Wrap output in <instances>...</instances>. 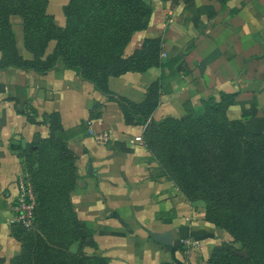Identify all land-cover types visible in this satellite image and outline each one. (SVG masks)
<instances>
[{"label":"crops","instance_id":"1","mask_svg":"<svg viewBox=\"0 0 264 264\" xmlns=\"http://www.w3.org/2000/svg\"><path fill=\"white\" fill-rule=\"evenodd\" d=\"M145 1L151 11L147 26L133 35L124 55L145 38H156L161 64L110 76L109 91L140 103L148 85L158 81L162 91L151 113L154 120L197 112L210 96L233 95L227 117L264 134V0ZM66 2H47L46 11L58 26L65 24ZM10 22L17 48L30 58L22 47L19 16L11 15ZM54 45L49 41L45 54ZM16 101L23 110L29 105L36 110V123L16 111ZM54 111L61 136L76 155L74 211L94 226L85 251L101 264H209L212 248L231 238L161 174L153 155L135 140L143 126L127 125L114 100L60 64L42 75L10 67L0 71V264H9L19 252L10 232L21 169L13 146L48 136L42 118ZM91 131L107 132L108 141L98 143ZM149 232H167L170 242L158 243Z\"/></svg>","mask_w":264,"mask_h":264},{"label":"trees","instance_id":"2","mask_svg":"<svg viewBox=\"0 0 264 264\" xmlns=\"http://www.w3.org/2000/svg\"><path fill=\"white\" fill-rule=\"evenodd\" d=\"M46 7L47 0H0V71L12 67L42 75L61 63L93 84L118 104L127 125L143 126V145L161 174L191 206L204 208L207 222L232 238L212 248L208 263L264 264V134L249 132L241 120L227 117L233 95L222 94L218 100L210 96L197 112L154 120L151 113L162 91L158 81L148 85L140 103L112 93L107 84L110 76L144 72L161 64L156 38H145L138 49L124 55L133 35L147 26L148 3L68 0L62 6L63 26L55 24ZM10 15L21 18L23 47L30 58L16 48ZM51 40L54 48L45 55ZM19 102L16 111L36 123V110L31 105L23 110ZM42 121L48 124V136L13 146L15 154L24 157L34 205L28 224H11L20 249L9 264H101L85 251L94 226L78 219L73 208L76 155L61 136L59 113L45 114Z\"/></svg>","mask_w":264,"mask_h":264},{"label":"built area","instance_id":"3","mask_svg":"<svg viewBox=\"0 0 264 264\" xmlns=\"http://www.w3.org/2000/svg\"><path fill=\"white\" fill-rule=\"evenodd\" d=\"M91 134H93L95 140L98 143H106L109 139V134L105 131L94 133L91 131ZM136 141L143 142L142 137L137 136L135 137ZM32 189L28 185L23 184V182L19 181L17 184V195L13 204V210L17 213V220L23 222L24 224H28L32 218V212H33V194ZM24 196L27 199L24 200ZM16 219V216H14L13 221Z\"/></svg>","mask_w":264,"mask_h":264},{"label":"rangeland","instance_id":"4","mask_svg":"<svg viewBox=\"0 0 264 264\" xmlns=\"http://www.w3.org/2000/svg\"><path fill=\"white\" fill-rule=\"evenodd\" d=\"M68 1V0H67ZM47 2H48V0H47ZM67 3V2H66ZM65 3V4H66ZM11 16V15H10ZM10 16H9V22H10ZM18 16V15H17ZM20 18V17H19ZM20 22H21V18H20ZM10 26H11V22H10ZM13 31V30H12ZM14 41H15V36H14ZM16 45V44H15ZM23 47V46H22ZM16 48H17V46H16ZM24 48V47H23ZM21 49V48H20ZM17 50H18V52L21 54V56H23L24 58H25V56L24 55H26L25 53H24V51L23 50H21V52H20V50H19V48H17ZM25 50V49H24ZM30 56H31V53L29 52V51H27V50H25ZM49 54V53H48ZM45 55H47V54H45ZM60 65H61V63H59ZM58 64V65H59ZM62 66V65H61ZM20 158V157H19ZM20 165H21V169H20V175H19V177L17 178V180H16V184H18L19 183V181H21V182H23V184H25V185H28L29 184V186L31 187V189H32V186H31V182H30V179H29V175H28V172H26V170H25V167H26V164L24 163V157H21L20 158ZM176 186V185H175ZM177 187V186H176ZM179 190V189H178ZM181 193V192H180ZM183 196V195H182ZM24 200H26V202H27V199H26V197L24 196ZM13 204H14V201H13ZM204 209V208H203ZM15 216H16V219L12 222V223H18V222H21V221H18L17 220V213L15 212ZM225 231V230H224ZM226 232V231H225ZM227 233V232H226ZM12 236V235H11ZM230 236V235H229ZM13 237V236H12ZM13 239H14V237H13ZM15 240V239H14ZM230 241H232V238H230L229 239ZM16 241V240H15ZM17 242V241H16ZM17 244L19 245V243L17 242ZM75 248H76V245L74 244V245H72L71 246V249L72 250H75ZM19 249H20V245H19Z\"/></svg>","mask_w":264,"mask_h":264},{"label":"water","instance_id":"5","mask_svg":"<svg viewBox=\"0 0 264 264\" xmlns=\"http://www.w3.org/2000/svg\"><path fill=\"white\" fill-rule=\"evenodd\" d=\"M149 235L154 241L161 243V244H164V245H167L171 239L170 234L167 232L160 233V234L149 232ZM245 253H246V250H243L242 254H245Z\"/></svg>","mask_w":264,"mask_h":264}]
</instances>
